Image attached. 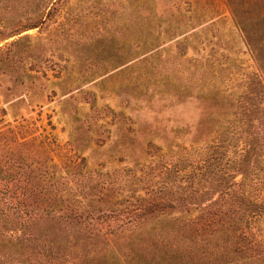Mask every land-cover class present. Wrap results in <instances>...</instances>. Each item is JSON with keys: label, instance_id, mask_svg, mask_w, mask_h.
<instances>
[{"label": "rangeland", "instance_id": "1", "mask_svg": "<svg viewBox=\"0 0 264 264\" xmlns=\"http://www.w3.org/2000/svg\"><path fill=\"white\" fill-rule=\"evenodd\" d=\"M254 53L227 0H0V242L19 229L37 236L23 241L31 249L41 247L40 216L48 191L57 193L62 150L85 156L84 180L104 182L113 201L106 208L137 203L165 174L181 178L173 171L193 168L251 100ZM177 210L139 209L138 222H123L131 234L114 264L235 258L231 244L161 241ZM259 240V251L245 252L258 251L255 264H264V233ZM66 258L60 264H73Z\"/></svg>", "mask_w": 264, "mask_h": 264}, {"label": "trees", "instance_id": "2", "mask_svg": "<svg viewBox=\"0 0 264 264\" xmlns=\"http://www.w3.org/2000/svg\"><path fill=\"white\" fill-rule=\"evenodd\" d=\"M227 2L237 23L247 33V43L255 51L259 65L257 83L261 84L264 81V0ZM258 8L260 11L256 12ZM258 84L257 88L250 90L253 92L251 100L232 123V129L219 133L193 168L174 170V174L184 171L179 176L181 178L169 179L165 174L155 189L145 190L144 195L137 198V203L106 208L103 204L113 201L104 182L90 184L91 180H84L85 156L62 150L61 164L54 171V174L60 173V184L56 194L48 191L45 212L40 216L44 232L38 239L44 242L41 245L37 243L40 248L31 249L34 245L23 241L25 238L28 241L37 239V236L34 234L31 238V231H23L27 233L25 235L18 229L10 241L0 242V264H31L39 261L41 256L45 264H60L65 255L71 257L66 258L68 263L75 258L73 264L78 261H82L81 264H114L117 259L119 261L120 257L116 255L121 243L131 234L121 229L123 222H138L145 216L137 214L139 209L168 216L169 211L177 207L179 213L171 216L170 220L171 227L175 229L160 236L161 241L172 239L177 247V242L231 244L238 252L232 258L234 261L255 264V260L261 258L258 244L264 233L260 226L264 222V90ZM237 172L239 178L236 177ZM173 189H181L185 194L174 196ZM213 191L217 196L209 197L207 202L194 200L196 194ZM35 217L30 214L24 217V221L32 223ZM159 233H155L156 237ZM76 248L81 249V256H78L79 252L75 255L70 252ZM250 249L258 251L245 252ZM12 250L19 254L14 257ZM223 259L222 264L233 261Z\"/></svg>", "mask_w": 264, "mask_h": 264}]
</instances>
